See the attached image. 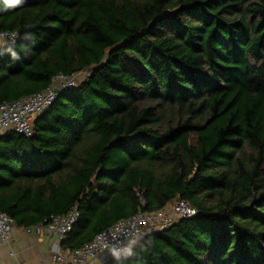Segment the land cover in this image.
Listing matches in <instances>:
<instances>
[{"label": "trees", "instance_id": "trees-1", "mask_svg": "<svg viewBox=\"0 0 264 264\" xmlns=\"http://www.w3.org/2000/svg\"><path fill=\"white\" fill-rule=\"evenodd\" d=\"M15 30L0 105L90 75L32 136L0 135L2 211L29 227L78 208L75 249L184 200L198 213L123 264H264V0H25L0 13Z\"/></svg>", "mask_w": 264, "mask_h": 264}, {"label": "built area", "instance_id": "built-area-1", "mask_svg": "<svg viewBox=\"0 0 264 264\" xmlns=\"http://www.w3.org/2000/svg\"><path fill=\"white\" fill-rule=\"evenodd\" d=\"M19 36L20 32L16 30L0 31V45L15 44ZM89 75V70L72 75L60 73L43 91L1 104L0 135L15 131L26 137L32 136L35 118L50 108L61 92L74 89ZM171 204L156 212L139 211L132 217L121 219L78 248L62 247L53 255V260L61 264H116L109 251L112 246L122 247L129 253L147 234L165 229L179 219L193 217L198 213L187 201L176 200ZM79 217L80 211L75 207L65 214H52L38 225L22 228L25 233L35 234L44 239L56 238L62 243ZM16 225L12 216L0 209L1 241L5 243L12 241Z\"/></svg>", "mask_w": 264, "mask_h": 264}, {"label": "crops", "instance_id": "crops-1", "mask_svg": "<svg viewBox=\"0 0 264 264\" xmlns=\"http://www.w3.org/2000/svg\"><path fill=\"white\" fill-rule=\"evenodd\" d=\"M62 248L56 238L44 239L35 234L25 233L16 225L11 242L0 239V264H61L53 260V255Z\"/></svg>", "mask_w": 264, "mask_h": 264}, {"label": "clouds", "instance_id": "clouds-1", "mask_svg": "<svg viewBox=\"0 0 264 264\" xmlns=\"http://www.w3.org/2000/svg\"><path fill=\"white\" fill-rule=\"evenodd\" d=\"M25 0H0V13H5L10 10H14L22 5ZM15 58H19L18 54L14 53ZM146 243L150 244L151 240H148ZM109 251L111 252L116 264H123L124 260L128 258V255L124 248L112 246Z\"/></svg>", "mask_w": 264, "mask_h": 264}, {"label": "rangeland", "instance_id": "rangeland-1", "mask_svg": "<svg viewBox=\"0 0 264 264\" xmlns=\"http://www.w3.org/2000/svg\"><path fill=\"white\" fill-rule=\"evenodd\" d=\"M170 206H172V204Z\"/></svg>", "mask_w": 264, "mask_h": 264}]
</instances>
